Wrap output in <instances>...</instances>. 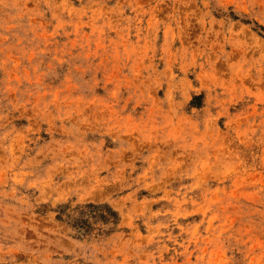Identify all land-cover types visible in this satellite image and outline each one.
<instances>
[{
    "label": "rangeland",
    "instance_id": "374dc122",
    "mask_svg": "<svg viewBox=\"0 0 264 264\" xmlns=\"http://www.w3.org/2000/svg\"><path fill=\"white\" fill-rule=\"evenodd\" d=\"M0 264H264V0H0Z\"/></svg>",
    "mask_w": 264,
    "mask_h": 264
},
{
    "label": "trees",
    "instance_id": "16d2710c",
    "mask_svg": "<svg viewBox=\"0 0 264 264\" xmlns=\"http://www.w3.org/2000/svg\"><path fill=\"white\" fill-rule=\"evenodd\" d=\"M85 206H86V208H89V209H87V210L80 209V211H79V214L80 215L88 214L90 212V210L93 207H95L93 204H86ZM72 222L76 226H80V227L81 226H86V223H85L86 221L82 217H80V216L73 217L72 218Z\"/></svg>",
    "mask_w": 264,
    "mask_h": 264
}]
</instances>
